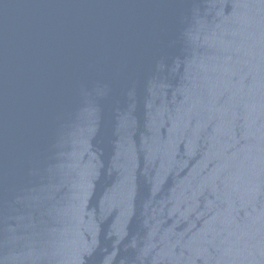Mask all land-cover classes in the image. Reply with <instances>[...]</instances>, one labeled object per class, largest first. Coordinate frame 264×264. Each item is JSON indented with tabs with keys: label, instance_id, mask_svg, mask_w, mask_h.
Listing matches in <instances>:
<instances>
[{
	"label": "water",
	"instance_id": "water-1",
	"mask_svg": "<svg viewBox=\"0 0 264 264\" xmlns=\"http://www.w3.org/2000/svg\"><path fill=\"white\" fill-rule=\"evenodd\" d=\"M0 264H264V0H0Z\"/></svg>",
	"mask_w": 264,
	"mask_h": 264
}]
</instances>
